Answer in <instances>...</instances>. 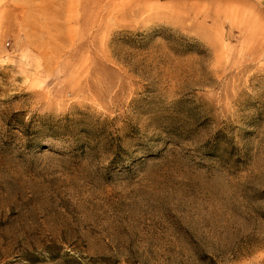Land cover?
Here are the masks:
<instances>
[{"label":"rangeland","instance_id":"374dc122","mask_svg":"<svg viewBox=\"0 0 264 264\" xmlns=\"http://www.w3.org/2000/svg\"><path fill=\"white\" fill-rule=\"evenodd\" d=\"M264 264V0H0V264Z\"/></svg>","mask_w":264,"mask_h":264},{"label":"trees","instance_id":"16d2710c","mask_svg":"<svg viewBox=\"0 0 264 264\" xmlns=\"http://www.w3.org/2000/svg\"><path fill=\"white\" fill-rule=\"evenodd\" d=\"M93 262H94L93 264H101V262H103V260L100 262H98V261H93Z\"/></svg>","mask_w":264,"mask_h":264}]
</instances>
